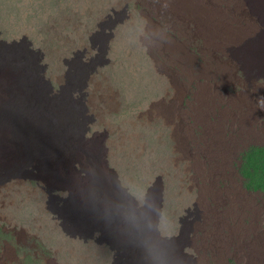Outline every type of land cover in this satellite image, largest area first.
Returning <instances> with one entry per match:
<instances>
[{
  "label": "rangeland",
  "instance_id": "rangeland-1",
  "mask_svg": "<svg viewBox=\"0 0 264 264\" xmlns=\"http://www.w3.org/2000/svg\"><path fill=\"white\" fill-rule=\"evenodd\" d=\"M163 9L160 0H0V129L18 105L20 87L43 96L42 75L54 93L61 85L79 99L84 74L98 65L86 90L93 112L87 115H95L84 142L89 156L60 160V175L50 174L44 160L31 161L18 132L9 147L2 143L0 264H114L116 258L126 264L125 250L63 227L60 213L77 203L72 190L98 172L112 206L140 210L144 223L161 194L155 241L175 238L174 249L186 246V264H264L251 249L264 236V111L256 100V117L245 124L250 109L240 103L264 95V64L237 43L210 46L196 21L182 25ZM44 65L45 74L38 73ZM203 93L208 99L201 103ZM214 168L220 172L211 176ZM234 190L238 196L231 198ZM233 201L235 219L227 218ZM216 214L230 227L221 228L218 246Z\"/></svg>",
  "mask_w": 264,
  "mask_h": 264
},
{
  "label": "bare ground",
  "instance_id": "bare-ground-1",
  "mask_svg": "<svg viewBox=\"0 0 264 264\" xmlns=\"http://www.w3.org/2000/svg\"><path fill=\"white\" fill-rule=\"evenodd\" d=\"M160 2L164 8L162 13L175 18L182 25L183 19L192 18L196 21L198 32L208 40L210 46H214L220 41L234 42L245 49V53L252 61L264 64V0H230L228 2H223V0H160ZM251 15L259 20L261 26H256L255 18L252 19ZM114 27L115 25H112L109 29ZM107 50L106 46L104 56L107 54ZM85 53L91 54L87 50ZM40 61L41 59H38V62ZM108 63L109 60H106L105 64ZM97 66V64L90 65L84 74L78 88L81 97L79 99L74 97V91L64 89L61 85L59 94L54 93L51 81H46L42 75H39V78L44 82V89L41 88L43 96L35 95L36 92L32 88L20 87L18 89V105L7 112L3 128L0 129V148L3 146V142L6 147L8 144H12L11 133L18 132V136L26 145H29L31 161L44 160L48 169L46 171L57 175H60L58 168V164H61L60 160L70 159L73 164L76 158L83 154L89 156V152L84 148V142L87 140V134L91 131L95 115L93 114V117L87 115L88 112L91 114L93 112L88 106L86 97L89 94L86 93V90L89 88L91 74L97 71ZM39 68L38 73L45 74L47 66H39ZM47 91L54 95L48 96ZM206 95L205 93L200 95L201 103L207 101L208 96ZM256 100H258V96H249L240 101V103L245 101L246 103L242 105H247L250 109L249 112L244 113L245 124L251 115L256 117ZM173 111L175 112V109ZM196 115V119L202 118L198 112ZM205 128L208 129L207 126ZM208 130L220 135V129ZM217 140L216 147L220 148V140L218 138ZM30 165L28 164V166ZM23 168L26 169L27 165ZM218 172L220 170L214 168L210 175L213 176ZM28 174L32 173L26 171V175ZM227 179L232 180L231 173H227ZM114 182L120 186L116 174ZM54 190V188H50V192ZM59 190L64 191L63 188ZM231 190L229 189L227 192ZM125 191L127 192V190ZM72 192V197H77L74 210L72 212L62 211L63 213L60 214L65 219L63 227L65 230L69 227L67 231L74 236L80 234V236H84L85 240L94 239L98 244H107L112 250L120 251V253L125 250L128 259L126 264H186L185 258L190 257L185 253L186 246L180 245L174 249L175 238L161 239L159 243L155 241V238L160 234L161 194L157 209L144 223L141 220L143 216L140 210L130 208L126 213L120 207L112 206V200L107 196V190L99 172L95 173V177L89 185L82 189L74 188ZM235 196H238V190H234L231 198ZM128 197L134 204L138 203L130 194ZM239 202L248 208H253L250 201L240 200ZM232 203L231 209L227 210V218L232 216L235 219L239 203L237 201ZM254 211H256L255 206ZM217 215L219 214L215 216L216 225L213 234V243L216 246L224 241L221 228L225 222L227 228L230 229L227 219L225 218L224 222L220 215L217 219ZM68 223L71 226H68ZM238 231L239 227L236 225L234 234ZM261 242L251 245L252 256L253 258L259 256L264 262V236L261 237ZM120 255L124 256V254ZM114 264L123 263L116 258Z\"/></svg>",
  "mask_w": 264,
  "mask_h": 264
},
{
  "label": "clouds",
  "instance_id": "clouds-1",
  "mask_svg": "<svg viewBox=\"0 0 264 264\" xmlns=\"http://www.w3.org/2000/svg\"><path fill=\"white\" fill-rule=\"evenodd\" d=\"M257 107H258L261 111H264V95H261V96L258 97Z\"/></svg>",
  "mask_w": 264,
  "mask_h": 264
}]
</instances>
